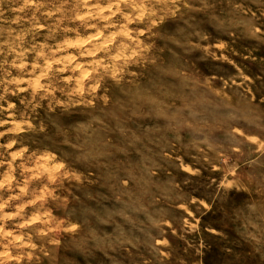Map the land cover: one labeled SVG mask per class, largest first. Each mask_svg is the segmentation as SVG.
I'll use <instances>...</instances> for the list:
<instances>
[{"label":"rangeland","instance_id":"rangeland-1","mask_svg":"<svg viewBox=\"0 0 264 264\" xmlns=\"http://www.w3.org/2000/svg\"><path fill=\"white\" fill-rule=\"evenodd\" d=\"M0 264H264V0H0Z\"/></svg>","mask_w":264,"mask_h":264}]
</instances>
